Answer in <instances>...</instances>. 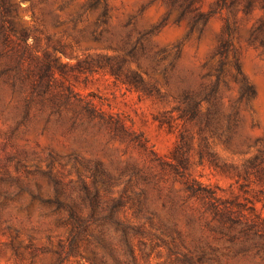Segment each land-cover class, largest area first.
<instances>
[{"label":"rangeland","instance_id":"obj_1","mask_svg":"<svg viewBox=\"0 0 264 264\" xmlns=\"http://www.w3.org/2000/svg\"><path fill=\"white\" fill-rule=\"evenodd\" d=\"M211 152L264 155V0H0V264H264L186 183L264 218V171Z\"/></svg>","mask_w":264,"mask_h":264},{"label":"trees","instance_id":"obj_2","mask_svg":"<svg viewBox=\"0 0 264 264\" xmlns=\"http://www.w3.org/2000/svg\"><path fill=\"white\" fill-rule=\"evenodd\" d=\"M12 1V0H11ZM14 1V0H13ZM228 46L223 51L225 55L227 53ZM238 68L240 69L239 64L237 63ZM56 68V67H55ZM52 65H48V72L51 75H55L56 71ZM112 68V74L117 78H121L123 74V67L120 64L117 68ZM142 78H131L127 76L126 81L131 84L134 88L138 90H145V85ZM192 119L195 118L196 111H192ZM237 125V119H234V124ZM185 139V137H182ZM212 161L211 165L215 167L216 170H220L223 173L232 174L234 178L239 182L241 179L249 181L251 178V170H256V172L261 173L264 171L262 164L264 163V155H258L255 158L249 160V164L245 167L244 170L240 169L234 164L221 163L217 155L211 152ZM184 167V159H180L178 164H173L175 171L180 174V176H186L183 173L182 168ZM187 191L191 196H197L201 198L205 204L212 210L213 219L217 221L219 225V234L223 237H226L231 243L232 247L237 248V253L248 254L252 250L253 245L251 242L258 237L260 232V225L264 223V218L257 213V207L254 205L250 208V211L247 213L246 204L240 201V196L235 195L231 198H222L218 196L217 191L211 188L202 186V184L196 179L188 178L186 180ZM244 188V187H243Z\"/></svg>","mask_w":264,"mask_h":264}]
</instances>
